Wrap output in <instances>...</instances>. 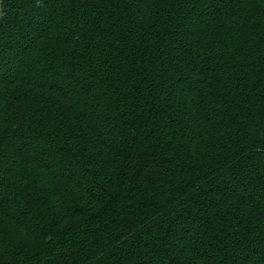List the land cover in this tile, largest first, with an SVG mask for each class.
I'll use <instances>...</instances> for the list:
<instances>
[{"label":"trees","instance_id":"trees-1","mask_svg":"<svg viewBox=\"0 0 264 264\" xmlns=\"http://www.w3.org/2000/svg\"><path fill=\"white\" fill-rule=\"evenodd\" d=\"M0 264H264V0H0Z\"/></svg>","mask_w":264,"mask_h":264}]
</instances>
